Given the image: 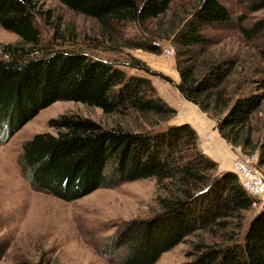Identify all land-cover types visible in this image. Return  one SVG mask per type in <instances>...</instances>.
I'll use <instances>...</instances> for the list:
<instances>
[{
  "label": "trees",
  "instance_id": "trees-1",
  "mask_svg": "<svg viewBox=\"0 0 264 264\" xmlns=\"http://www.w3.org/2000/svg\"><path fill=\"white\" fill-rule=\"evenodd\" d=\"M58 1L95 19L104 34L126 22L143 26L156 20L158 34L130 47L159 54L158 40L170 41L179 93L216 117V128L227 143L257 153L258 166L264 165V131L254 135L252 124L264 104V78L254 81L256 92L237 97L241 86L230 90V78L243 66L214 50L215 41L203 32L231 23L228 8L219 0H198L186 18L172 13L166 22L162 18L172 0ZM247 2L249 10L264 8V0ZM39 12L38 0H0V26L19 38L0 51V143L59 100L96 106L105 114H136L143 125L103 126L66 113L52 118L49 126L55 133H37L22 144L21 177L33 189L64 201L100 187L154 178L157 210L124 223L100 249L103 256L118 251L119 264H154L162 253L201 232L219 240L199 237L186 253L188 259L177 264H264V204L244 228L245 212L258 199L246 193L231 171L214 174L217 163L201 151L190 124H165L176 110L150 78L127 74L119 64L81 51H38ZM243 20L239 16L237 24L243 39L263 41L257 56L264 67V17L249 26ZM126 65L150 72L135 58ZM2 253L0 243V257Z\"/></svg>",
  "mask_w": 264,
  "mask_h": 264
},
{
  "label": "rangeland",
  "instance_id": "rangeland-1",
  "mask_svg": "<svg viewBox=\"0 0 264 264\" xmlns=\"http://www.w3.org/2000/svg\"><path fill=\"white\" fill-rule=\"evenodd\" d=\"M219 1L228 8L231 23L223 28L207 27L203 32L215 41L214 50L240 61L238 65L243 66L242 72L236 70L231 75L230 90L233 91L240 84L241 90L237 97L245 96L257 91L255 80L264 78V67L257 56V47L263 41L244 40L239 32L238 19L243 16L242 24L249 26L256 19L264 17V8L249 10L248 0ZM197 4L198 0H172L162 22H166L172 13L179 18H186ZM38 9L40 12L36 21L41 32L38 51H81L95 58L113 61L127 74L148 77L159 89L165 88L168 91L175 84L174 79L178 77L175 54L169 55L166 52V47H171L174 51L170 41L158 40L162 48L159 54L129 45L158 34L156 20H149L143 26L136 22H126L117 26L110 34H104L95 19L69 10L58 0H38ZM18 40L14 32L0 26V51L3 45L15 44ZM243 57H246V61L242 60ZM133 58L143 62L150 72L126 65ZM259 69L260 73L257 72ZM243 75H247L248 79L243 80ZM169 100L171 104H176L173 98ZM65 113L91 118L103 126L120 123L142 128L143 125H138L143 121L136 119V114H105L96 106L59 100L40 110L7 142L0 143V243L3 245L0 264H119L118 251L110 256H103L100 249L105 248L108 238L124 223L147 218L157 210V186L154 178L100 187L79 199L64 201L33 189L21 177L19 156L22 144L37 133H55L49 126V120ZM206 113L217 123L216 117ZM172 119L173 117L165 124H171ZM252 124L256 129L254 135L264 131V104L254 113ZM231 148L234 155H250L240 147ZM256 167L264 175V165L258 166L257 162ZM216 173L217 169L214 174ZM257 199L251 210L245 212L244 228L264 204V194ZM199 237L207 242L219 240V237L211 238L202 232L188 236L185 241L162 253L154 264L186 261V253Z\"/></svg>",
  "mask_w": 264,
  "mask_h": 264
},
{
  "label": "crops",
  "instance_id": "crops-1",
  "mask_svg": "<svg viewBox=\"0 0 264 264\" xmlns=\"http://www.w3.org/2000/svg\"><path fill=\"white\" fill-rule=\"evenodd\" d=\"M174 80L175 84H177L179 75ZM175 84H172L173 86L168 91L165 88L159 89L154 85L158 94L176 110V115L173 117L171 124H190L199 138L201 151L217 163V173L230 171L231 159L235 156V152L231 150L232 146L219 134L215 124L216 120L211 118L196 104L185 99L179 93ZM167 95L168 98H165ZM170 98H173L175 105L171 104ZM207 134H209V137H206Z\"/></svg>",
  "mask_w": 264,
  "mask_h": 264
},
{
  "label": "built area",
  "instance_id": "built-area-1",
  "mask_svg": "<svg viewBox=\"0 0 264 264\" xmlns=\"http://www.w3.org/2000/svg\"><path fill=\"white\" fill-rule=\"evenodd\" d=\"M169 55L174 53L173 48L166 47ZM209 137V134L206 135ZM258 155H235L230 163V171L234 173L242 188L254 198H260L264 194V175L256 167Z\"/></svg>",
  "mask_w": 264,
  "mask_h": 264
},
{
  "label": "bare ground",
  "instance_id": "bare-ground-1",
  "mask_svg": "<svg viewBox=\"0 0 264 264\" xmlns=\"http://www.w3.org/2000/svg\"><path fill=\"white\" fill-rule=\"evenodd\" d=\"M42 218H44V217H42ZM45 223H47V222H45ZM44 224V223H43ZM46 225H48V224H46Z\"/></svg>",
  "mask_w": 264,
  "mask_h": 264
}]
</instances>
